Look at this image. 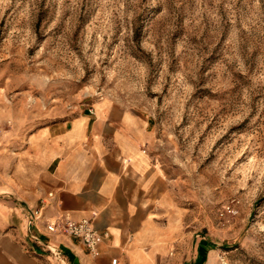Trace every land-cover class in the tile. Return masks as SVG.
I'll list each match as a JSON object with an SVG mask.
<instances>
[{"label":"rangeland","instance_id":"rangeland-1","mask_svg":"<svg viewBox=\"0 0 264 264\" xmlns=\"http://www.w3.org/2000/svg\"><path fill=\"white\" fill-rule=\"evenodd\" d=\"M103 99L149 118L166 264H264V0H0V162Z\"/></svg>","mask_w":264,"mask_h":264},{"label":"crops","instance_id":"crops-1","mask_svg":"<svg viewBox=\"0 0 264 264\" xmlns=\"http://www.w3.org/2000/svg\"><path fill=\"white\" fill-rule=\"evenodd\" d=\"M151 133L144 111L103 99L40 129L18 155L6 156L0 162V264H42V257L64 264H166L172 238L166 176L148 154ZM49 192L54 197L32 234L59 251L58 258L26 230L27 211ZM60 216L90 219L107 233L97 256L78 239L46 233L44 226ZM194 254L187 264H210L215 252L200 245Z\"/></svg>","mask_w":264,"mask_h":264},{"label":"built area","instance_id":"built-area-1","mask_svg":"<svg viewBox=\"0 0 264 264\" xmlns=\"http://www.w3.org/2000/svg\"><path fill=\"white\" fill-rule=\"evenodd\" d=\"M53 197L54 195L52 192L47 193L45 197L39 199L36 207L27 211L26 230L33 241L48 250L54 257L58 258L61 255L59 251H57L54 247H51L49 243H43L39 237L32 234V228L35 227L37 222L43 219L44 210L49 205V202L53 199ZM44 229L49 235L78 239L92 256H97L99 254L98 247L101 240L108 237L107 233L101 234L95 229L92 220L82 219L74 221L68 216L58 217L56 221L46 224ZM116 261V259H112L111 264H116Z\"/></svg>","mask_w":264,"mask_h":264}]
</instances>
